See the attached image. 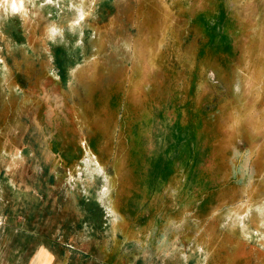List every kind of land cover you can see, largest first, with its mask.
I'll use <instances>...</instances> for the list:
<instances>
[{"label": "rangeland", "instance_id": "rangeland-1", "mask_svg": "<svg viewBox=\"0 0 264 264\" xmlns=\"http://www.w3.org/2000/svg\"><path fill=\"white\" fill-rule=\"evenodd\" d=\"M16 2L0 4V77L19 84L0 80L19 108L0 134V244L36 193L49 208L14 220L76 224L69 264H104L109 222L107 264H264V0Z\"/></svg>", "mask_w": 264, "mask_h": 264}, {"label": "crops", "instance_id": "crops-1", "mask_svg": "<svg viewBox=\"0 0 264 264\" xmlns=\"http://www.w3.org/2000/svg\"><path fill=\"white\" fill-rule=\"evenodd\" d=\"M0 4H2V0ZM2 51L3 47L0 46V55L2 54ZM0 61H2L1 56ZM0 70H3L1 63ZM7 76L5 78L0 77V80H3L2 82L4 88L6 87L7 89H11L12 92H14V90L15 92H18L19 84L16 83L14 85L13 80H10L7 78ZM17 102L18 101L12 99L11 105L9 106L7 105V101L5 102V105H3L4 100H0V134L4 133L3 127L7 119L11 118L12 121H18L19 108ZM9 108L11 109L10 111ZM14 109L17 111L16 114L14 113ZM34 113L35 111L28 113V118L32 119V123L36 121V118H34ZM12 130V134L16 133L15 135H17L19 132V127H16ZM42 196L44 197L47 195ZM29 197H32V199L33 197H36V199H34V201H30L27 206L17 207V209L12 207L10 213L12 214V221L7 220L1 223V230L3 231V234H6L7 236L5 240H3V244H0V264H69V261L73 258L75 261H78V257L80 259L82 254L73 253V251L75 248L76 250L82 251L83 248L79 247L78 237L75 239H70L68 235L69 228L71 230H73V228H78L76 224V226L74 224L70 226L69 224L63 222L53 224L50 220L38 221L36 218L33 219V217L30 218L29 216H21V219L14 220V215L18 214L19 216L28 213L31 216L37 213L42 214V212L44 213V210L49 208V205H44V203L39 200V198H42L40 195H36V193H30ZM4 213L6 212L4 211ZM108 225L109 227H107ZM80 226L83 227L82 225ZM102 228H104L103 232L99 235L102 237L101 243L103 242L112 245L113 243L119 241L120 232L117 230L115 225L110 227L109 222L107 225H105V227ZM80 233L83 235L82 230ZM145 236L146 235L144 234H140L137 238H131L130 233L125 234V237L122 240L123 247H129V245L133 244L139 247V252H142V250L146 248V257H144V259L151 258L153 256L157 259V252H159V258H161L160 254H163V251L159 244L154 245L155 248H150L151 251L148 252L149 249L147 247H150L148 245L149 238ZM86 239H89V237H86ZM82 241L83 240H81V242L79 241L80 245H82ZM111 245L108 246L109 250H107L106 253L108 255H103V257H100L99 262L107 264L106 261L109 259L108 256H111L112 254L111 250L113 248ZM142 258L143 256L141 255L140 259L142 260Z\"/></svg>", "mask_w": 264, "mask_h": 264}, {"label": "trees", "instance_id": "trees-1", "mask_svg": "<svg viewBox=\"0 0 264 264\" xmlns=\"http://www.w3.org/2000/svg\"><path fill=\"white\" fill-rule=\"evenodd\" d=\"M91 203H88L85 198L81 199V206L87 209L86 216L84 217L85 220H87V223H93L94 221V214L98 212L97 207H94V205H90ZM72 231V230H71Z\"/></svg>", "mask_w": 264, "mask_h": 264}, {"label": "bare ground", "instance_id": "bare-ground-1", "mask_svg": "<svg viewBox=\"0 0 264 264\" xmlns=\"http://www.w3.org/2000/svg\"><path fill=\"white\" fill-rule=\"evenodd\" d=\"M10 4L12 6L18 7L19 5L17 4L16 0H10ZM44 256V255H43ZM41 259V258H40ZM44 260V259H43Z\"/></svg>", "mask_w": 264, "mask_h": 264}]
</instances>
